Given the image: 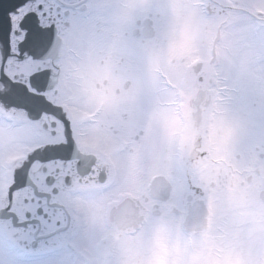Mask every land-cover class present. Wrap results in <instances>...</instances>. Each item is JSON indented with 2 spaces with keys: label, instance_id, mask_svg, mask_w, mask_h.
<instances>
[{
  "label": "snow or ice",
  "instance_id": "6c2138e0",
  "mask_svg": "<svg viewBox=\"0 0 264 264\" xmlns=\"http://www.w3.org/2000/svg\"><path fill=\"white\" fill-rule=\"evenodd\" d=\"M201 113L264 159V0H0V264H183L221 192L157 183L156 134Z\"/></svg>",
  "mask_w": 264,
  "mask_h": 264
},
{
  "label": "flooded vegetation",
  "instance_id": "af4514ba",
  "mask_svg": "<svg viewBox=\"0 0 264 264\" xmlns=\"http://www.w3.org/2000/svg\"><path fill=\"white\" fill-rule=\"evenodd\" d=\"M156 135L158 149L153 175L163 176L166 181L170 174L179 169L181 174L187 173L189 178L193 174L212 178L221 192L219 199L204 206L207 213L206 228L197 232L186 231L187 236L181 237L198 236L209 228L214 234L235 226L242 228L245 240L234 250L231 264L238 261L237 258L240 264H254L256 247L252 239L257 235L259 221L264 223V218L258 216V210L264 207V159L246 153L226 156L216 147L213 124L203 113L195 117L185 115L181 122L169 123ZM201 153L206 155L202 156ZM238 214L244 216L239 217ZM121 223V218H113L114 225ZM133 223L134 219H129L128 227ZM180 243L175 248L176 258L188 262L192 254L188 248L182 249L180 253ZM128 251L127 242L114 237L108 242L105 259L108 264H118ZM210 254L207 264L211 262Z\"/></svg>",
  "mask_w": 264,
  "mask_h": 264
},
{
  "label": "rangeland",
  "instance_id": "374dc122",
  "mask_svg": "<svg viewBox=\"0 0 264 264\" xmlns=\"http://www.w3.org/2000/svg\"><path fill=\"white\" fill-rule=\"evenodd\" d=\"M155 173V165L153 167V174ZM214 203V202H213ZM216 206V203H215ZM264 206V205H263ZM239 217H243V214H238ZM259 218H264V207L258 210ZM244 230L238 227H233L228 230L222 229L220 233L214 234L211 229L202 232L198 236H192L190 238H179L181 243L178 246L179 252L182 249L188 248L192 254L189 261H185L179 258L183 264H207L208 253L211 257L210 264H219L221 260L224 264H231V260L234 256V250L240 247V244L245 240L242 237ZM254 241L256 247V255L254 264H264V223L259 221V229ZM233 261V264H240V259Z\"/></svg>",
  "mask_w": 264,
  "mask_h": 264
},
{
  "label": "water",
  "instance_id": "95a60500",
  "mask_svg": "<svg viewBox=\"0 0 264 264\" xmlns=\"http://www.w3.org/2000/svg\"><path fill=\"white\" fill-rule=\"evenodd\" d=\"M158 181H159V179L157 178L156 182H158ZM203 222H204V218H203V212H202L200 217L197 220H195V221L190 220L189 221V224H190L189 226L191 228H201L203 226Z\"/></svg>",
  "mask_w": 264,
  "mask_h": 264
}]
</instances>
